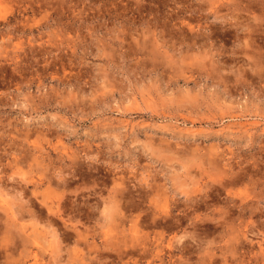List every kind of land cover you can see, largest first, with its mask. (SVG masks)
<instances>
[{
	"label": "rangeland",
	"instance_id": "rangeland-1",
	"mask_svg": "<svg viewBox=\"0 0 264 264\" xmlns=\"http://www.w3.org/2000/svg\"><path fill=\"white\" fill-rule=\"evenodd\" d=\"M0 264H264V0H0Z\"/></svg>",
	"mask_w": 264,
	"mask_h": 264
},
{
	"label": "bare ground",
	"instance_id": "bare-ground-1",
	"mask_svg": "<svg viewBox=\"0 0 264 264\" xmlns=\"http://www.w3.org/2000/svg\"><path fill=\"white\" fill-rule=\"evenodd\" d=\"M66 180V179H65Z\"/></svg>",
	"mask_w": 264,
	"mask_h": 264
}]
</instances>
